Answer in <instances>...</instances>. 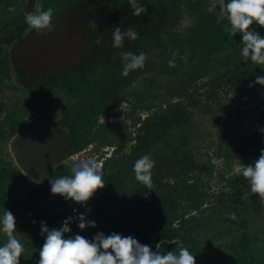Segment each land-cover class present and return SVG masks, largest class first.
Returning <instances> with one entry per match:
<instances>
[{
  "label": "rangeland",
  "instance_id": "rangeland-1",
  "mask_svg": "<svg viewBox=\"0 0 264 264\" xmlns=\"http://www.w3.org/2000/svg\"><path fill=\"white\" fill-rule=\"evenodd\" d=\"M141 2L146 7V14L150 13L149 17L145 13L140 17L134 16L129 0H125L115 3L113 10L98 25H110L108 31L101 36L103 40L105 35L108 39L110 31L116 26L122 29L132 26L139 32L140 36L136 41L125 38L128 45L119 49V53L127 49L137 53L144 52V67L130 70L132 72L124 76L120 57L114 72L99 68L92 76L85 68L92 64L91 58L96 52L89 51L88 58L81 62L82 80L88 87L81 88L78 96L80 99H76V103L81 102L80 106L88 113L89 120L88 125L85 120L73 123L81 128L79 133L82 139L88 141L82 148L81 158L95 159L100 165L109 157L126 155L137 160L134 153L136 138L144 120L148 116L162 115L168 109L178 106L183 114L180 118L182 123L165 134L163 140L151 151L152 156L161 155L170 159L162 163V174L169 167H175V171H178L184 163L186 182L202 192L204 200L199 210L185 213L194 215V222L184 224L183 227L178 221L173 224L180 233L179 237L168 242V245L175 244L170 250L187 247L189 243L186 244L183 238L190 237L196 243L191 252L196 257V264H264V200L260 199L258 193H252L248 185L243 203L233 205L229 200L231 191L228 185L230 179L240 175L242 163H246L247 158L239 157L244 140L257 137L264 141V135L259 131L264 127V118L260 112L264 101L252 98L247 92L244 96L234 90L225 92L228 86L231 87L230 84L239 79L237 72L245 78L244 81L237 82L236 90H249L256 76L264 75V64H257L250 69L246 65L235 67L233 64L242 55L241 48L236 50L225 45L210 52L197 50L192 60L180 61L178 65L170 64L169 57L172 52L187 48L182 42L190 38L195 17L185 10L184 13L173 14L171 18H167L165 0ZM209 4L210 0H202L201 9H209ZM70 12L71 9L67 8L66 16ZM254 26L259 25L251 27ZM96 60H93V64L97 62L103 65L102 60L100 63ZM138 69L140 72L134 73ZM100 77L106 79L105 84L102 85L103 89L98 85L99 90L94 92L91 85L97 83ZM112 77L115 81L108 84V79ZM256 87L264 98V85L258 84ZM113 88L116 89L114 92ZM186 92L190 96H186ZM118 96L124 97L125 101L115 109H108L107 106ZM72 104L75 101L70 99L65 102V107L70 108ZM69 118L73 117L70 115ZM2 137L4 141H0V154L5 150L4 145L7 144L9 134ZM227 154L230 158L226 157ZM151 158L154 159V156ZM67 162L70 161L66 160L65 163L62 160L56 171L62 166L69 168L70 164ZM16 168L12 157L0 155V216L5 209L14 214L18 231L16 235L25 247L20 264H28L38 250V240L42 236L40 222L44 221L49 228H58L66 218L72 217V221L76 219L85 203L75 202L71 213L68 212L66 218L59 220L58 216L64 212L59 213L60 207L55 206L54 201L60 195L52 194L50 189L45 192L49 183L38 186L20 178ZM133 173L132 164L124 169L126 176ZM167 181L173 180L170 178ZM162 182L165 183L166 180L162 179ZM43 190V194L36 195ZM34 220L36 223H33ZM243 222L246 223L245 227L241 226ZM88 227H92L93 231L84 235L91 239L98 232L95 226ZM108 229L103 232L105 235ZM6 240V234L0 232V244ZM238 243H244L251 248L245 253L251 257L241 260L240 263L235 261V258L240 257L235 256L232 250V246ZM153 245L154 242H151L150 246ZM155 248H159V245Z\"/></svg>",
  "mask_w": 264,
  "mask_h": 264
},
{
  "label": "trees",
  "instance_id": "trees-1",
  "mask_svg": "<svg viewBox=\"0 0 264 264\" xmlns=\"http://www.w3.org/2000/svg\"><path fill=\"white\" fill-rule=\"evenodd\" d=\"M201 2L202 0H165L166 4L164 7H166L167 10L165 13L167 18H171L173 14L178 15L184 13L185 10H188L190 16L195 17V23L190 29V38L182 42L187 48L178 49L172 52L169 57V60H172L175 65H178V63L183 60H192L197 50H201V52H210L224 45L225 47L235 48L236 50L242 48L241 34L236 33L234 36L230 35L224 27L228 24L227 19L225 18L223 21H218L217 12L210 11L209 9L202 10ZM149 14L150 13H147L146 16L149 17ZM254 27L256 31L264 35V27ZM179 47L181 48V46ZM233 65L235 67L246 65V67L250 69L252 66L257 65V63L241 55V58L237 59V63ZM237 73L239 74V79L230 84L231 87L228 86L225 92L234 90L243 96L245 92H247L246 94H251L252 98H258V100L263 102L264 98L260 93V89L256 87L258 83H255V80L253 81L254 84L250 85L251 88L249 90H236L237 88L235 85L237 82L244 81L245 78L241 73ZM186 96L190 95L187 93ZM252 98H249V100H252ZM246 101L248 100L246 99ZM260 112L264 118V107L261 108ZM83 115H85V113L82 114V117ZM182 116L183 114H181L178 106H175L173 109H168L162 115L148 116L144 120L145 122L141 124V126H143L139 130V135L136 138L137 144L134 153L138 158L144 154H151V157L154 156L153 160H156V163L151 170L153 174L151 177V185H145L143 182L138 181L135 178V173L130 176L124 175V169L130 164L133 165L136 161L131 159V156L127 157L125 155L118 158L109 157L102 162L101 170L105 186L102 189H97L80 211V213L86 214L87 219L91 218L90 220L95 221L97 232H104L109 228L107 234L118 232L124 236L132 235L143 244L150 245L151 242H154L152 246L153 250L163 253L174 248L175 244L168 245V242L179 237L180 230L177 227H173V224L178 221L183 227L184 224L187 225V223L196 220L193 218L194 215H186L185 213L186 211L189 213L190 211L199 210L203 204L204 194L197 191L194 185L186 182V170L183 169L186 168V166L182 163L178 171H175L177 170L175 167H169L165 171L166 173L162 174V163H164V160L167 162L170 159L161 155L152 156L151 152L155 145L163 140L165 134L169 130L176 126H180L182 123L180 118H182ZM262 140L263 139L257 137L244 140V147L239 157L247 158L245 165L254 162L259 157L260 150L264 148V141ZM87 142V140L82 139L80 146L84 147ZM117 152L118 151H116L115 154H117ZM226 157L230 158L228 154ZM175 172L178 173L173 174ZM57 173V175L60 176L70 175L71 168L61 169L57 171ZM170 178H172V182L167 181V179ZM51 179H54V176H51ZM162 179L166 180V182L163 183ZM48 183L50 184V180ZM228 185L231 191L229 196L231 203L233 205H240L243 203L242 199L245 194V189L249 185L248 180L240 174L230 179ZM49 189L50 187L48 186L45 192ZM43 193L44 190L38 192L36 195H41ZM57 200V202L61 204L59 213L64 212L58 216V219L63 220L68 215V212L71 213L75 202L66 200L62 196L58 197ZM236 219L237 217L235 220ZM241 226L245 227L246 223H241ZM69 227L71 231L66 235L80 233L85 236L84 233L87 235L93 231L92 227H86L83 230L79 229L78 217L72 221ZM128 228H130L131 231L128 232ZM183 241L186 244L189 243L187 248L190 252L195 249L196 243H193L190 237H184ZM43 242L44 237L41 236L38 240L39 248ZM157 244L159 248H155ZM249 249H251L249 245L244 243H238L232 246L235 256L240 257L239 259L235 258V261L237 260L240 263L241 260L251 257V255H245ZM38 251L39 249L35 256L30 258L28 264H37L39 259Z\"/></svg>",
  "mask_w": 264,
  "mask_h": 264
},
{
  "label": "flooded vegetation",
  "instance_id": "flooded-vegetation-1",
  "mask_svg": "<svg viewBox=\"0 0 264 264\" xmlns=\"http://www.w3.org/2000/svg\"><path fill=\"white\" fill-rule=\"evenodd\" d=\"M123 1L125 0H103V2L100 0H0V141H4L2 136L9 134L7 144L4 145L5 150L0 155L12 157L17 166L16 172L20 173V178H25L38 186L47 185L51 176H54V179L60 176L57 175L56 167L62 160L65 163L66 160L70 161L67 164H70L69 168H71L74 163L79 162V158L83 159L81 158L83 147L80 146L82 136L79 133L81 128L73 124L74 121L81 123L82 120H85L86 125L89 123L88 113L82 110L81 102L76 103V99H80L78 96L81 93V88L88 87V84L82 80L81 62L88 58L89 51L94 50L96 54L91 60L97 59L96 61L99 60V63L102 60L103 65H99L97 62L93 64L92 60V64L86 66V71H90L93 76L99 68L108 72L116 70L118 66L116 62L120 58L119 49L121 48L114 47L112 44L113 30L110 31L108 39H106V35L104 40L101 38L104 32L108 31L110 25H98V23L113 10L115 3ZM49 7L53 9L55 16L53 31L38 33L25 23L24 17L27 12L46 10ZM67 8L71 9L68 16H66ZM89 11H95L96 15L79 26V23H82L80 15ZM66 28L69 31H74L73 37L67 36ZM78 38H81L82 43ZM78 43L82 44L83 51L73 65L44 68L55 60H64L67 54L73 55L74 50L69 46H76ZM127 45L124 42L123 47ZM97 46L99 48H96ZM39 61L45 62L37 64ZM138 72L140 69L134 71V73ZM100 79L101 77L97 83L94 82L93 86L91 85L94 92L100 87L103 89L102 85L105 84L106 79ZM114 81L115 79L112 77L108 79L107 83L110 84ZM115 90L113 88L112 92ZM70 99L74 100L75 104L66 108L65 102H69ZM123 101H125L124 97L118 96L107 108L115 109ZM103 102L106 103V100ZM72 110H74L73 113ZM46 112L53 118L55 124L65 131L67 144L60 154L51 176L38 183L22 171L15 159L11 145L14 137L21 133L30 121ZM84 113L85 115L82 117ZM70 115L73 118L70 119ZM66 168L65 166L61 167V169ZM57 201L56 199L54 204L60 207L61 204Z\"/></svg>",
  "mask_w": 264,
  "mask_h": 264
},
{
  "label": "clouds",
  "instance_id": "clouds-1",
  "mask_svg": "<svg viewBox=\"0 0 264 264\" xmlns=\"http://www.w3.org/2000/svg\"><path fill=\"white\" fill-rule=\"evenodd\" d=\"M132 14L140 17L146 13V7L141 0H129ZM210 11L217 12V20L225 18L228 24L225 30L232 36L241 34V53L246 59L257 64H264V35L255 30L252 25L264 27V0H210ZM25 23L38 33L53 31L55 16L51 7L46 10L27 12ZM230 25V26H229ZM140 36L132 26L121 28L116 26L112 31V44L122 48L125 38L136 41ZM122 60V75L127 76L130 70L144 67L146 54L131 50L119 53ZM169 63H173L172 60ZM255 83L264 85V75L256 76ZM264 135V127L259 129ZM155 161L149 154L140 156L133 164L135 178L145 185H151L152 169ZM240 174L248 180L250 191L258 193L264 200V148L259 157L252 163L240 166ZM105 186L101 165L95 159H83L74 163L71 174L50 179V191L66 200L84 204L96 192ZM68 217L60 227L49 228L41 221V235L44 242L39 248L37 264H196V257L187 247L175 248L166 252L153 250L149 244L141 243L132 235L124 236L118 232L105 235L98 232L91 239L75 233H70ZM33 223H36L34 220ZM95 226V221L86 219L85 213L78 216V228L83 230ZM0 232L7 236L5 243L0 244V264H20V258L25 251L24 245L17 238L16 218L5 209L0 216Z\"/></svg>",
  "mask_w": 264,
  "mask_h": 264
},
{
  "label": "water",
  "instance_id": "water-1",
  "mask_svg": "<svg viewBox=\"0 0 264 264\" xmlns=\"http://www.w3.org/2000/svg\"><path fill=\"white\" fill-rule=\"evenodd\" d=\"M95 15V11L81 14L82 23H79V26H82ZM66 32L69 38L73 37L74 31H69L66 28ZM79 39V42H81V38ZM69 47L74 50L73 55L67 54L64 60H55L48 67L44 66V68L48 69L55 66L69 67L73 65L80 58L83 46L78 43L76 46L70 45ZM44 62L39 61L37 64ZM66 144L67 135L65 131L60 129L53 118L46 112L44 115L30 121L23 131L14 137L11 148L22 171L32 180L41 183L51 176V172Z\"/></svg>",
  "mask_w": 264,
  "mask_h": 264
}]
</instances>
